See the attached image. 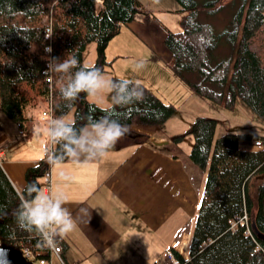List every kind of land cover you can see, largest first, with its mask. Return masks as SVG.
Masks as SVG:
<instances>
[{"label":"trees","instance_id":"obj_1","mask_svg":"<svg viewBox=\"0 0 264 264\" xmlns=\"http://www.w3.org/2000/svg\"><path fill=\"white\" fill-rule=\"evenodd\" d=\"M184 13L180 30H167L164 45L170 52L168 68L192 91L209 101L234 108L241 99L264 121V0L242 2L233 16L229 34L235 53L213 59L222 37L213 25L198 19L199 11H213L221 0L199 4L197 0H176ZM138 12H148L140 0H0V109L20 128L47 106L50 93L52 113L57 122L74 126L77 135L86 124L105 116L122 124L159 125L176 107L164 101L138 80L111 75L115 88L111 104L101 107L81 92L74 101L65 100L60 89L79 69L93 65L101 72L110 68L105 56L109 40L118 34ZM51 35L46 37V35ZM95 44V61L82 62L86 45ZM51 51H46V49ZM75 56L78 68L67 73L45 72L52 58ZM132 91H144L140 102L123 107L117 103L121 82H129ZM51 82V83H50ZM42 102L37 111V105ZM72 113V120L63 119ZM57 122L53 125L55 129ZM216 120L195 116L183 133L172 136L180 141L191 134L193 141L189 159L205 171L201 202L191 234L188 254L184 259L173 255L179 264H264V149L239 148L242 139L255 134L225 132L214 139ZM57 140L51 161L44 158L24 171V187L18 193L0 165V239L2 245L32 251L30 260L38 257L34 249L40 239L19 227L17 210L29 193L39 188V180L53 163V156L66 157L64 144ZM64 158L63 160H65ZM243 212L247 228L235 219Z\"/></svg>","mask_w":264,"mask_h":264},{"label":"crops","instance_id":"obj_2","mask_svg":"<svg viewBox=\"0 0 264 264\" xmlns=\"http://www.w3.org/2000/svg\"><path fill=\"white\" fill-rule=\"evenodd\" d=\"M140 1L148 12L136 13L109 40L105 56L111 66L101 72L102 78L109 81L115 75L141 81L164 101L174 104L176 111L159 125H127L130 134L102 157L86 160V154L81 153L79 162L66 158L58 166H53L55 161L51 164V192L40 188V193H62L65 206L78 217V209L87 207L90 211L87 225L81 224L57 238L62 261L52 255L51 264H171V255L176 259L173 251L189 258L205 171L189 159L191 146L185 144L184 137L178 142L172 139L185 132L198 114L191 118L193 113L186 111L183 122L173 116L178 114L177 107L202 102L203 98L168 68L170 52L163 41L169 28L161 18L167 19L169 7L182 15L179 3ZM134 55L138 62L133 68L123 69L120 60ZM84 56L85 49L82 62L94 63L95 52L92 56L88 53L86 60ZM88 98L101 107H109L112 100L108 89ZM40 113L36 112L33 128L26 126L23 130L0 109L1 167L18 193L25 184V169L36 164L49 145V124ZM67 116L63 120L70 122ZM91 125L86 124L80 134L91 131ZM253 139L240 140L239 148L257 150L251 145Z\"/></svg>","mask_w":264,"mask_h":264},{"label":"clouds","instance_id":"obj_3","mask_svg":"<svg viewBox=\"0 0 264 264\" xmlns=\"http://www.w3.org/2000/svg\"><path fill=\"white\" fill-rule=\"evenodd\" d=\"M51 36L46 35V37ZM51 51V49H46ZM143 62L141 65L143 66ZM80 62L75 56L65 57L60 60L52 58L48 64L47 71L56 73H67L73 68H78ZM121 82L118 90L117 103L123 107L129 103L140 102L144 98L142 88L139 91H132L128 84ZM115 85L111 81L102 78L101 69L95 65L88 69H79L75 72L71 81L60 89V93L65 100L74 101L81 92L89 97L95 96L98 92L108 89L113 90ZM33 134H36L35 128ZM130 134L129 127L118 120L102 116L92 122L91 131L82 132L77 135L74 126L57 122L55 129H50V135L57 140H64L66 157L57 158L53 156L58 166L64 158H70L79 162L80 154H86V160L97 159L104 156L107 152ZM28 188L34 189L29 193L30 199L21 202L17 210V222L20 228L35 233L41 239V244L46 247L54 246L57 238H63L79 225H87L90 219L89 208L78 209L79 217L66 207L67 201L62 193L56 195H46L39 191L35 184H28Z\"/></svg>","mask_w":264,"mask_h":264},{"label":"rangeland","instance_id":"obj_4","mask_svg":"<svg viewBox=\"0 0 264 264\" xmlns=\"http://www.w3.org/2000/svg\"><path fill=\"white\" fill-rule=\"evenodd\" d=\"M160 1L163 5L167 4L166 0ZM208 1L210 0H197L199 4H204ZM242 2H246L247 5L249 0H221L219 7L215 10L206 11L202 9L199 11L198 19L202 22L211 23L215 29V32L222 35L219 42V47L213 53V59L223 58L235 53L236 50H234V48L232 49L230 36L226 32L231 31V20ZM168 10L169 11L165 12L166 15L169 14L167 19L162 17L161 22L165 24L171 31L180 29V12L174 8L170 9V7ZM181 12L184 13L183 11ZM94 52V42L88 43L85 47V60L88 57V53L89 56H92ZM120 61L121 62L119 63H121L123 69H125L124 67L126 66L133 68L134 64L138 62L136 55H134V57H124ZM41 106L42 102H39L36 111L41 108ZM177 109L178 114L174 115L173 117H176L178 122H183L186 120L188 112L193 113L191 118L197 114V116H207L214 118L216 120L214 139L225 132L252 133L259 136H264V121L239 98L236 99L234 108L232 109L224 107L221 103L212 102L205 98H203L202 102H186L181 105V107H177ZM67 119H72L71 112L68 113ZM36 121L37 118L35 114L34 119L27 120L25 123L29 129H32ZM192 140L191 134L184 135L183 141H185V144L186 142H189L191 146ZM39 191L41 192V189Z\"/></svg>","mask_w":264,"mask_h":264},{"label":"built area","instance_id":"obj_5","mask_svg":"<svg viewBox=\"0 0 264 264\" xmlns=\"http://www.w3.org/2000/svg\"><path fill=\"white\" fill-rule=\"evenodd\" d=\"M47 69H45V72L49 73L47 79L51 81L50 78L51 75L50 72L47 71ZM47 102H48L47 106L43 110H41L40 115L42 118L46 119L49 124V145L47 148L45 159L51 161L52 150L57 139L50 135V129H53V125L57 122V119L54 117L52 113V102H51L50 93L48 95ZM251 145L256 149H264V136H259L254 138L252 140ZM51 164L52 163H49L48 168L45 170L39 181V187L47 193L51 192V188H52V180H51V172H50ZM0 165H1V158H0ZM236 223L244 224L247 228V216L245 212H243L240 216L237 217V219H235L232 226H234ZM0 245H2L1 239H0ZM22 252H23L22 255L25 257L26 261H30L33 264H51L50 258L52 255H56L60 259V261H62V258L60 257L61 245L58 240L54 246L46 247L41 244V239H40L39 243L34 249V253L38 256L35 261L30 260V258L32 257V251L30 249L24 247L22 248ZM171 264H179L177 259L172 258V255H171Z\"/></svg>","mask_w":264,"mask_h":264},{"label":"water","instance_id":"obj_6","mask_svg":"<svg viewBox=\"0 0 264 264\" xmlns=\"http://www.w3.org/2000/svg\"><path fill=\"white\" fill-rule=\"evenodd\" d=\"M262 209L264 212V195L261 199ZM0 264H33L26 261L25 257L18 249L12 248L9 245H0Z\"/></svg>","mask_w":264,"mask_h":264}]
</instances>
